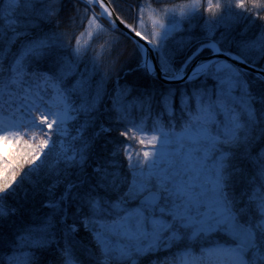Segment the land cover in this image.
Wrapping results in <instances>:
<instances>
[{"label":"snow or ice","instance_id":"1","mask_svg":"<svg viewBox=\"0 0 264 264\" xmlns=\"http://www.w3.org/2000/svg\"><path fill=\"white\" fill-rule=\"evenodd\" d=\"M68 2L0 0V264H264V0Z\"/></svg>","mask_w":264,"mask_h":264},{"label":"trees","instance_id":"2","mask_svg":"<svg viewBox=\"0 0 264 264\" xmlns=\"http://www.w3.org/2000/svg\"><path fill=\"white\" fill-rule=\"evenodd\" d=\"M135 2H137V0H114V3H116L117 5H119L121 7V9L124 11V14L127 16L129 23L132 22V13L127 10V6L128 5H131V4H134ZM148 2L153 3V5H155L156 3L174 4V3H179L180 0H148ZM66 9L67 10L63 13V15L70 16L71 15V12H72V9H71V0H69L68 4L66 5ZM201 15L203 16L202 10H201ZM61 27H63V25H61ZM198 28H199V25L197 24V30H198ZM237 39H239V37H237ZM131 47H132L131 42H129V41H125L124 42V46H123V49H122V53L123 54L121 56V59L129 54V52L131 50ZM128 78L131 79L132 77L129 76ZM108 86H111V80H109ZM161 86L162 87H166L167 84H162ZM115 134H116L115 132L111 133V135H115ZM120 139L123 140L124 138L123 137H120ZM132 143H133V147L134 148H137L138 149L140 147V145L135 144L134 141ZM22 150H23L22 148H19L18 149V153L21 152ZM15 155L16 154H13V156H15ZM13 156L7 157L6 159H11Z\"/></svg>","mask_w":264,"mask_h":264},{"label":"rangeland","instance_id":"3","mask_svg":"<svg viewBox=\"0 0 264 264\" xmlns=\"http://www.w3.org/2000/svg\"><path fill=\"white\" fill-rule=\"evenodd\" d=\"M87 40V33L84 35V41ZM17 143L14 141L0 142V153L5 155V158L13 156V154H18Z\"/></svg>","mask_w":264,"mask_h":264},{"label":"water","instance_id":"4","mask_svg":"<svg viewBox=\"0 0 264 264\" xmlns=\"http://www.w3.org/2000/svg\"><path fill=\"white\" fill-rule=\"evenodd\" d=\"M107 2V1H106ZM118 23V22H117ZM121 27H123L122 25H121ZM126 31V30H125ZM164 84H166V83H164Z\"/></svg>","mask_w":264,"mask_h":264}]
</instances>
